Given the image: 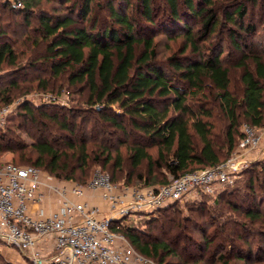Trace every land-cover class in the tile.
I'll return each mask as SVG.
<instances>
[{"label":"trees","instance_id":"obj_1","mask_svg":"<svg viewBox=\"0 0 264 264\" xmlns=\"http://www.w3.org/2000/svg\"><path fill=\"white\" fill-rule=\"evenodd\" d=\"M29 1L20 0L18 7L9 0L0 2V18L2 13L16 16L23 11L26 24L31 16ZM67 1L71 0H63ZM165 1L171 21L180 24L184 16L178 0ZM139 2L143 18L152 21V1ZM92 3L73 0L58 14L42 10L32 28L36 35H26L19 43L11 35L17 31L0 23V70L5 71L0 73V105L32 90L74 96V105L68 107L23 99L11 110L0 126V152H12L17 158L13 163L34 165L56 180L80 184L87 182L93 166L106 170L122 186L164 184L169 181L166 174L174 178L229 157L243 136L242 119L254 126L264 123V55L238 39L236 31L231 30L229 38L241 54L238 95L231 90L222 48L214 52L200 47L188 22H181L186 42L181 55H169L164 64L157 59L153 38L136 34L138 24L130 15L108 1L116 23L97 24L91 19ZM198 4L182 0L185 15L202 22L199 39H206L219 26L218 14L214 0H198ZM6 7L9 11H4ZM245 13L239 5L225 18L249 33L254 27L244 26ZM257 162L240 173L248 175L240 182L245 195L252 196L249 205L224 199L226 193L240 196L238 178L232 186L218 190L213 202L226 201L257 226V232H264L260 209L264 195L254 194L258 188L264 191V161ZM201 197L212 196L202 193ZM198 203L191 209L193 218L173 209L172 203L145 216L143 228L118 220L111 228L158 264H228L225 254L217 256L218 238L223 239V234L209 237L201 230L202 240L193 235L194 221L207 213L201 206L204 199ZM233 224L240 229L232 226L233 232H227L231 236L241 238L252 232L244 222ZM246 244L234 248L230 244L227 258L245 262L254 254Z\"/></svg>","mask_w":264,"mask_h":264},{"label":"built area","instance_id":"obj_2","mask_svg":"<svg viewBox=\"0 0 264 264\" xmlns=\"http://www.w3.org/2000/svg\"><path fill=\"white\" fill-rule=\"evenodd\" d=\"M9 1L15 7L21 5L20 0ZM20 101L0 105V126ZM48 102L58 100L55 95L42 94L35 104ZM241 130L237 147L224 161L160 185L122 186L101 170H95L83 184H57L34 165L5 162L0 165V240L15 247L30 264H158L136 251L111 224L116 220L128 224L127 217L137 212H151L202 193L215 195L232 186L264 150V123H243ZM48 191L57 194L59 205L46 211L41 203ZM86 191L97 193L105 209L81 199ZM33 206H37L35 211Z\"/></svg>","mask_w":264,"mask_h":264},{"label":"rangeland","instance_id":"obj_3","mask_svg":"<svg viewBox=\"0 0 264 264\" xmlns=\"http://www.w3.org/2000/svg\"><path fill=\"white\" fill-rule=\"evenodd\" d=\"M4 0H0L2 2ZM72 1V2H71ZM63 2V0H30L29 4L30 6V18L26 21V24H24V17L22 16V12L19 15L13 16L8 15L5 16L4 13L1 14L0 23L1 24H7L10 25V28H14L17 32L13 35V39H15L16 43H19L20 40L24 39V37L36 35L35 31L32 28H35L37 26V15L42 10L49 11L51 13H62L66 7L69 4H73V0ZM108 1H111V3L114 5V7H118L119 10L122 13H126L127 15H130L133 21H137L136 25V34L138 36H150L153 38L155 43V48L157 51V59L161 61L162 63L166 64V59L169 55L175 54V55H181V49L184 45V34L185 30L182 27V23L188 22L191 29L195 32L196 37L198 38V44L203 49L208 50L212 49L214 52H218L220 48H222L223 52L221 54V59L223 63L229 68L230 73V87L233 92H235L237 95L241 92V84L239 82V75L241 72V69L238 67L237 60L240 57V52L236 50V48L233 46L232 42L229 38V33L231 30L236 31L235 35L238 39L241 41L247 42L248 46L253 47L254 49H257L264 55V0H214V10L218 14V21L219 26L217 27L216 31H214L212 34L207 35L206 39H199L198 37L202 33V26L201 21L199 18L194 16H186L185 15V9L182 7V0H178L179 3V9L181 10L182 15L184 16L183 20H181L180 24L175 23L171 21V18L169 16V7L165 0H151L152 1V7H153V17L154 19L150 21L149 19L146 20L142 16V9L139 6V0H93L92 3V10H91V19L92 21H96L97 24H114L116 23L109 14V11L107 9V3ZM24 2V0H23ZM195 2L198 4V0H195ZM24 5V3H23ZM199 5V4H198ZM242 5L245 10V16L243 18V23L245 25H252L254 29H252L251 32H246L243 29H240L239 26H235L230 21L226 20L225 15L228 13H232L234 9ZM11 7V5H9ZM15 8V7H14ZM4 11H9V8L6 7ZM4 14V15H3ZM141 47H139L137 50L139 51ZM188 53V50L185 54ZM28 55V52L25 53L22 57H20L21 62H25V57ZM4 73L5 71L0 70V73ZM42 94H52L55 95L60 105L64 104L67 107L74 105V102L71 101V98L74 96H66L65 92H61L59 94H53L49 91L43 92L38 90H32L30 92H26L20 95H16L14 98V101L16 100H23L27 99L32 101L33 103L38 102L41 99ZM20 101V102H21ZM16 122V119L11 122ZM243 123H248L246 120H241ZM10 124L8 122L6 125ZM24 139L29 141V139L26 137L24 133L21 134ZM255 151H258L256 149ZM264 161V150L262 153H260V157L258 159L252 160L248 163V167H251L252 165L256 164L257 161ZM17 162V158H15V155L10 151H4L0 152V162ZM253 162V163H252ZM258 163V162H257ZM258 167V166H254ZM258 169V168H257ZM95 170H101L103 172H106V170L102 169L99 166H93L91 169V173L89 175V179L93 172ZM244 170V169H243ZM107 173V172H106ZM108 174V173H107ZM247 174H240L238 177V180L236 182V185L240 187V196H237V194H228L226 193L225 200L229 199L236 204H240L243 207L249 205V202L252 199V196L245 195V187L243 185V182H240L241 180H245L247 178ZM166 178L170 180L172 177L169 174H166ZM88 179V180H89ZM87 180V181H88ZM72 182V181H67ZM157 185L162 184L161 182L156 183ZM127 186V185H126ZM129 186H139V185H129ZM222 189V188H221ZM230 190H226L228 192ZM257 195H264V191L262 190H256L254 194ZM212 197H201V194L197 195L195 198H183L179 201H176L173 203V209H179L181 213L185 217H192V210L196 206H200V204L197 202L204 199L205 204L204 205L207 209V213L205 217H201L194 221V227L193 229V235L196 237L197 240H202L200 238L201 236V230H204L209 237H214V235L221 233L223 234V239L218 238V253L219 254H225V258L228 261V264H264V232H257L258 227L255 225H250L248 220L244 218L243 215H241V212L234 211L229 207V204L226 201L219 200L218 203L216 201L213 202V195H210ZM207 199V201H206ZM259 200V199H258ZM257 201V200H256ZM196 209V208H195ZM260 209L264 211V203L260 206ZM152 214H156L155 211L151 212H137L135 215L127 217V223L128 224H135L140 227H145L142 223L145 219V216H149ZM221 221V222H220ZM224 221V223H223ZM226 221V222H225ZM228 221V222H227ZM242 223L248 225V227L251 229L252 232L247 233L244 235V237L237 238L236 235L231 236V233L227 232H233L230 230V228L233 226L236 229L238 226L233 223ZM196 223V224H195ZM222 223V225L220 224ZM198 224V228H196ZM240 229V227L238 228ZM228 237V238H227ZM242 242H246L249 247H251L254 254L252 256L246 257V261H241L239 259H236L234 257H228L226 251L229 249V245L231 244V248H234L236 245H239ZM245 246V245H243ZM263 247L261 250L258 248ZM258 249V250H257ZM211 261V259H209ZM7 263L0 257V264ZM203 264V263H201Z\"/></svg>","mask_w":264,"mask_h":264},{"label":"crops","instance_id":"obj_4","mask_svg":"<svg viewBox=\"0 0 264 264\" xmlns=\"http://www.w3.org/2000/svg\"><path fill=\"white\" fill-rule=\"evenodd\" d=\"M57 184H67L69 185V182L67 181H59L54 180ZM88 203L92 205H97L101 207L102 210L105 209V204L101 199L97 196V193L86 191L85 195L81 198ZM58 196L56 193L48 191L46 193V199L43 203H41V206L46 210H54L58 207ZM38 206V205H37ZM37 206H33V211H35ZM52 246V242L48 240L46 242L47 249H50ZM0 257L2 259L10 264H30L26 259L22 258L20 254L18 253L17 249L6 242L0 240Z\"/></svg>","mask_w":264,"mask_h":264}]
</instances>
